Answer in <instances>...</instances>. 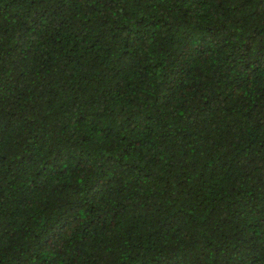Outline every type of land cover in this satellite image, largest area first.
Wrapping results in <instances>:
<instances>
[{"label":"trees","instance_id":"obj_1","mask_svg":"<svg viewBox=\"0 0 264 264\" xmlns=\"http://www.w3.org/2000/svg\"><path fill=\"white\" fill-rule=\"evenodd\" d=\"M0 264H264V0H0Z\"/></svg>","mask_w":264,"mask_h":264}]
</instances>
